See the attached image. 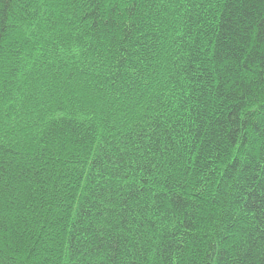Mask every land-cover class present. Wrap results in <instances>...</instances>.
Instances as JSON below:
<instances>
[{
	"label": "trees",
	"instance_id": "1",
	"mask_svg": "<svg viewBox=\"0 0 264 264\" xmlns=\"http://www.w3.org/2000/svg\"><path fill=\"white\" fill-rule=\"evenodd\" d=\"M0 264H264V0H0Z\"/></svg>",
	"mask_w": 264,
	"mask_h": 264
}]
</instances>
